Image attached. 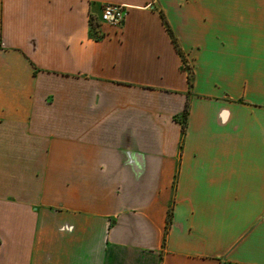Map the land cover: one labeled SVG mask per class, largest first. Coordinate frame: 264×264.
I'll return each mask as SVG.
<instances>
[{
    "label": "crops",
    "instance_id": "0c3cea01",
    "mask_svg": "<svg viewBox=\"0 0 264 264\" xmlns=\"http://www.w3.org/2000/svg\"><path fill=\"white\" fill-rule=\"evenodd\" d=\"M0 264H264V0H0Z\"/></svg>",
    "mask_w": 264,
    "mask_h": 264
},
{
    "label": "built area",
    "instance_id": "2783aa9c",
    "mask_svg": "<svg viewBox=\"0 0 264 264\" xmlns=\"http://www.w3.org/2000/svg\"><path fill=\"white\" fill-rule=\"evenodd\" d=\"M127 14L126 7L116 3H106L103 6L101 21L110 24H121Z\"/></svg>",
    "mask_w": 264,
    "mask_h": 264
},
{
    "label": "trees",
    "instance_id": "16d2710c",
    "mask_svg": "<svg viewBox=\"0 0 264 264\" xmlns=\"http://www.w3.org/2000/svg\"><path fill=\"white\" fill-rule=\"evenodd\" d=\"M164 20H165V23H167V21H166L165 18H164ZM169 30H170V33H171V35L173 37V40H174L177 48L179 49V51H181V49L179 48V45H178V42H177L176 37L174 36V34H173V32H172V30L170 28H169ZM92 31H93V34L94 33L95 34L97 33V30L95 29V24H92ZM96 36H97V34H96ZM188 78H189V82L191 83L192 82V76L190 74H189V77ZM188 113H189V104L187 103L183 114L180 117L179 116L176 117V119L179 120L182 123L183 131H185L186 130V127H187ZM170 214L171 213H169V219H170Z\"/></svg>",
    "mask_w": 264,
    "mask_h": 264
},
{
    "label": "rangeland",
    "instance_id": "374dc122",
    "mask_svg": "<svg viewBox=\"0 0 264 264\" xmlns=\"http://www.w3.org/2000/svg\"><path fill=\"white\" fill-rule=\"evenodd\" d=\"M98 26H96L95 28L98 30V28H97Z\"/></svg>",
    "mask_w": 264,
    "mask_h": 264
}]
</instances>
